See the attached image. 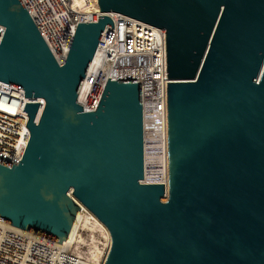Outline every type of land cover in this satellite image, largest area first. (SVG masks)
Segmentation results:
<instances>
[{"label": "water", "instance_id": "obj_1", "mask_svg": "<svg viewBox=\"0 0 264 264\" xmlns=\"http://www.w3.org/2000/svg\"><path fill=\"white\" fill-rule=\"evenodd\" d=\"M99 5L61 65L23 0H0V79L46 101L39 121L25 104L22 160L0 158V220L62 243L83 204L110 231L104 264H264V0ZM115 12L167 30L168 191L145 182L141 83L79 102Z\"/></svg>", "mask_w": 264, "mask_h": 264}, {"label": "built area", "instance_id": "obj_2", "mask_svg": "<svg viewBox=\"0 0 264 264\" xmlns=\"http://www.w3.org/2000/svg\"><path fill=\"white\" fill-rule=\"evenodd\" d=\"M23 2L61 65L68 60L78 24L98 22L102 14L99 0ZM110 15L114 27L107 25L99 42L93 61L98 60V69L89 93L90 104L83 106L86 111L97 109L110 77L112 80L137 79L143 87L145 162L158 148L167 152L169 161L168 82H174V79L168 71L167 30L120 12ZM5 29L0 24V41ZM99 85L102 89L97 94ZM96 100V106L91 107V102ZM28 101L40 102L36 117L39 121L46 106L45 98L26 97V90L0 79V158L11 163L22 160L31 138L27 126L29 112L24 111ZM169 165L168 175L160 178L161 181L166 177L170 180ZM161 181L151 182L166 183ZM81 210H84L82 205ZM85 211L90 210L85 207ZM68 247L66 240L60 244L47 236L0 220V264H93Z\"/></svg>", "mask_w": 264, "mask_h": 264}, {"label": "bare ground", "instance_id": "obj_3", "mask_svg": "<svg viewBox=\"0 0 264 264\" xmlns=\"http://www.w3.org/2000/svg\"><path fill=\"white\" fill-rule=\"evenodd\" d=\"M97 59L93 63L90 71L88 72L87 79L82 87V92L79 97V102L88 107V98L89 93L92 90V86L95 82L96 70L98 69ZM101 86L97 87V94L101 91ZM97 104V100L91 102V107H95ZM147 165L145 168V181H161L160 178L168 175V154L163 151V149L158 148L151 156L146 159ZM167 184V191L169 187V180L166 177L165 181ZM168 196L165 195L163 200H166ZM83 209L81 210L75 221L73 228L69 237L66 240V245H69L68 250L73 251L76 254H80L83 257H87L93 264H101V259L103 258V247L101 246L100 240L97 236L98 231H104L109 238L108 245L109 248L112 245V238L110 231L105 225L92 211L86 212L85 206L82 204ZM87 230L88 235L85 236L83 231ZM59 243V242H58ZM64 243V242H62ZM60 243V244H62ZM85 246H88V249H84ZM106 261V258H105ZM104 261V263H105ZM102 263V264H104Z\"/></svg>", "mask_w": 264, "mask_h": 264}, {"label": "rangeland", "instance_id": "obj_4", "mask_svg": "<svg viewBox=\"0 0 264 264\" xmlns=\"http://www.w3.org/2000/svg\"><path fill=\"white\" fill-rule=\"evenodd\" d=\"M164 201H166V200H164ZM83 233L85 236L88 235L87 230L83 231ZM97 236L100 240L101 246L103 247V258L101 259V262H100L102 264V263H104L105 258L107 259V256L109 254L108 252H109L111 247L109 248V245H108L109 238L107 237V235L104 231H101V230L98 231ZM84 249H88V246H85Z\"/></svg>", "mask_w": 264, "mask_h": 264}]
</instances>
